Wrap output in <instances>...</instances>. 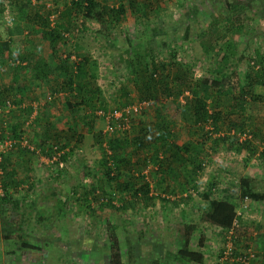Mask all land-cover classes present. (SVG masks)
<instances>
[{
	"label": "rangeland",
	"instance_id": "obj_1",
	"mask_svg": "<svg viewBox=\"0 0 264 264\" xmlns=\"http://www.w3.org/2000/svg\"><path fill=\"white\" fill-rule=\"evenodd\" d=\"M29 1L27 6L31 12L36 11L44 15L50 11V22L58 18L56 11L63 9L70 2V0ZM97 1L112 6L122 4L124 14L121 22L109 31L103 29L98 32L97 22L92 19L81 22L82 17L77 16L71 20L75 23L76 29H71L64 40L58 43L62 54L74 53L76 44L80 47L81 54H88L95 62L90 83L93 84L91 87L94 86L100 91V99L95 101L96 105H105V108H109L117 106L123 100L132 102L137 98L129 72L127 40L141 41L140 44L143 46L145 41L152 37V43L159 48L158 54L161 57H165L168 51L172 50L179 61L191 67L196 77L213 76L212 68L218 62L219 56L222 57L227 41L233 42L235 47L227 56L222 68L223 73L234 69L237 73L236 80L242 82L244 71L249 69L250 59L257 58L256 60H260L259 65L264 67V0H250L249 6L243 5L244 7L241 10L236 9L237 11L229 8L231 0H144L145 12L142 10L141 15L131 10L127 0ZM23 2L27 0H0L1 41L7 39L3 27L12 22L17 4ZM235 14L238 15L236 19H234ZM31 25L34 26L31 23L22 34L8 37L9 48L0 53V85L7 87L6 93L10 97L18 99V94H21L19 89L24 91L22 86L27 83L28 93L18 108L23 110L24 105L33 99L32 103L36 110L33 109L32 113L20 112L16 118L25 115L23 123L32 119L25 132L30 135V142H34L33 144L40 150L46 148V141L42 138L39 140V136L36 135L37 126L33 124L34 118H30L38 111V119L42 124L50 123L58 127L63 126L69 131H78L83 135V139L79 143L73 140L68 142L66 150L69 152L71 148L72 151L62 163L64 166L61 170H56L52 164L40 162L38 156L28 150L20 149L19 152L17 148L6 153L9 157L7 164L10 162L9 165L14 166L16 177L30 175L33 181L29 182L33 187L26 194L27 196L24 194V185L17 186L15 190L10 188L9 192L13 194L14 199L24 197V202L20 203L17 210H11L10 206L0 198V264H120L121 262L124 264L120 249L124 248L125 239L135 249L132 254V261L135 264H147L164 249L175 250L182 240L187 242L190 249L203 252L202 264H234L236 257L247 250L252 252L253 256L247 264H264V201L255 200L250 193H247V200H242L243 191L236 185L241 176H248L252 177L256 191H264V159L258 153L247 158L245 151L233 148L231 135L221 137L222 134H227V126H223L220 132L211 134L203 141V149L207 154L201 169L189 173L191 166L186 165V180L176 178L178 183H175L176 179L173 181L165 178L158 184L154 171L149 165L140 173L146 183V179L151 182L150 191L156 193L151 198L146 194L150 199L142 195L140 200L127 197L125 200L128 203H124V209L118 210L100 207L88 200V206L85 204L77 209L79 203L74 199L71 190L75 188L81 191L84 183L99 184L97 181L99 178L103 189L116 192L117 202H120L123 191L126 195L131 193V189L122 190L114 187L113 183L100 177L95 170L100 148L91 139L90 131L84 130V125L76 117L81 116L84 110L80 106L74 117L69 113L73 100L77 98H72L66 90L61 89L56 97L54 96L53 103L43 104L53 88L56 75L53 71L50 73L53 63L49 48L39 32L34 27L31 28ZM184 31L186 37L183 36ZM104 34L105 36H102ZM203 42L212 44L210 45L212 51L205 53L201 47ZM25 54L32 61H44L49 73L47 72L46 76L38 81L30 78L26 68L20 65V59ZM240 55H243L241 60H239ZM87 76L88 74H85V77ZM57 79L58 82L55 83L58 85L60 81L59 78ZM120 86L128 92L126 98L119 95ZM254 90L261 99L255 100V103L245 104L247 114L246 110L244 113L247 122H250L251 118L248 116L252 114L253 104L258 110L255 112L256 119L264 115V84L255 85ZM214 96L215 109L221 112L222 118L226 116L232 121L237 120L238 112L229 108L228 98L222 92H215ZM183 100L178 97L174 100L161 99L152 104L150 102L134 117V121L142 123V121H154L156 117L166 118L169 120L171 132L169 140L181 144L188 139V134L191 132L192 140L198 141L200 131L190 130V123L182 115ZM86 112L93 121L94 130L101 128L103 121L95 112L93 110ZM8 115L9 113L6 115L7 122ZM0 122V130H2L1 115ZM129 133L133 134L134 129L131 128ZM217 135L221 138L218 139ZM254 137L253 144L262 147L263 141L257 138L258 135ZM154 147L159 149V145L154 144ZM150 151L151 147L144 150L145 156L149 155ZM40 154L45 155V152ZM85 169H90L91 174H85ZM140 173L134 169L126 174L124 180L134 188L139 183ZM209 177H215L217 182L212 198L218 199L226 194L231 197L230 202L234 205L237 216L230 229L225 230L215 224H209L202 216L204 203L198 192L195 193L194 190L200 191ZM53 179L61 180L63 186L54 187ZM193 181L197 184L196 188L192 187ZM165 182H170L172 187ZM148 189H150L149 185ZM182 193H186V196ZM160 198H164L165 202ZM59 204L66 208V215L56 216L55 206ZM88 207L93 208L95 212H90ZM22 210L25 211L27 220L21 223V232H13L7 240L3 239L1 227L8 225L12 227L15 213ZM35 212L41 214V220L36 219ZM93 220L95 222L91 223ZM23 238L28 243L39 245L40 249L23 250L19 246ZM51 238L55 241L52 242ZM90 238H94V241L92 242ZM200 242L207 247L199 246ZM229 242L231 254L223 257V250Z\"/></svg>",
	"mask_w": 264,
	"mask_h": 264
},
{
	"label": "trees",
	"instance_id": "obj_2",
	"mask_svg": "<svg viewBox=\"0 0 264 264\" xmlns=\"http://www.w3.org/2000/svg\"><path fill=\"white\" fill-rule=\"evenodd\" d=\"M28 2L30 1L27 0V2L17 4V11L12 22L3 27L7 39L4 41L0 40V53L8 50V37L22 34L31 23L34 25H31V28L34 27V29L39 32L40 36L45 40L52 56L53 66L50 73L53 71L56 75L53 88L48 95V99L43 104L53 103L52 101L61 89L66 90L68 95L72 96V98H77L76 100H73L69 113L74 117L75 112L78 111V108L80 109V106H82V109L84 110V113L81 116L78 115L76 117L84 125V130L90 131L91 139L96 142L97 146L100 148V156L95 166V170L100 174V177L113 183L114 187L121 188L122 190L131 189V193L126 195L125 191H123V196L119 200L120 202H117L118 196L115 195L116 192L103 189L99 178L97 180L99 184L85 185L86 183H84L82 184L83 189H81V191H77L75 188L71 190L74 199L79 203L77 209H80L85 204L87 205L88 200L95 202V204L100 207H110L118 210L124 209V203H128V201L125 200L127 197L134 200H140V196L142 195L143 197L150 199L153 197L152 195H156V193L150 191L152 189L151 186H149L150 189H148L149 181L146 183L143 179L142 173H140L141 170H145L149 165L151 170L154 171L158 184L159 182H163L165 178L171 180L182 178L186 180V165L189 164L191 166L189 173L196 169H201L204 157L207 154L203 149V141L209 138L211 134L220 132V129H222L223 126H227L228 131L226 132L227 134L224 133L221 137L224 138V136L227 137V135H231L232 142H234L233 148L245 151L247 158L250 155L258 153V155L264 159V145H262V148L257 152V145H254L252 140L255 138V135H259L257 131L264 130V115L260 117V119H256L255 112L258 110H256L257 108H255V104H253L254 106L252 107L250 106L252 114H254V116L252 114L248 116L251 118L249 119L250 122H247V116L244 113V110H246L247 114V107L245 108L246 103H255V100L261 99L258 93H255L254 88L255 85L264 84V67L261 64L259 65L260 60L249 57L253 59L249 60V69L244 71V80L242 82L238 81V79L236 80L237 73L234 69H230L227 73H223L222 68L226 62L227 56L228 54H231L232 48L235 47L233 42H226V48L222 57L219 56L218 62H216L212 68V72L214 73L213 76L196 77L194 76L191 67L184 62L179 61L172 50H169L165 57H161L158 54L159 48L155 47L152 43V37L145 41L143 46L140 44L141 41L127 40L126 51L129 54V72L131 74L133 88L137 94L135 101L143 99L152 104L161 99L174 100L181 95L184 99L183 104L181 105L182 115L187 119L186 121L190 123V130H194L193 132L196 130L200 131V139H198V141H193L190 132L186 141L181 144L174 143L169 140L171 135L169 120L166 118L159 119L157 117L154 121H142V123H140V121L136 122L132 119L128 129L106 136L101 133L102 126L96 131L94 130L92 124L93 121L85 111L93 110L95 112L99 108L106 111L108 109L111 110L122 107L131 102L123 100L117 106L109 108H105V105H96L95 101L100 99V91L94 86L91 87L93 84L90 83L94 74L92 68L95 67V62L90 59L88 54H81L79 52L81 49L76 44L74 45V53L68 52L62 54L59 51L58 43L59 41L64 40L63 38L67 36L71 29H76L75 23H72L71 20L77 16H79V18L80 16L82 17L81 22L86 19H92L97 22L99 24L98 32H101L103 29L109 31V29L115 28V26L122 20L124 14L123 5L117 4L112 6L100 3L97 0H70L67 6L56 11V17L58 18L55 21L52 20L50 22V11H47L44 15H40L36 11L31 12L28 10ZM250 3V0H245L244 2L243 0H231L229 8L233 10H241L242 7L246 5L249 6L248 4ZM127 4L132 11L137 13V15H141L142 10L145 7L144 0H127ZM143 11L145 12V9ZM193 15L194 14H191V16ZM237 16L238 15L235 14L234 19L238 18ZM212 27L213 25H211L210 28ZM186 35L187 34L184 31L183 36L186 37ZM102 36H105V34ZM210 45L212 46L209 42H203L201 44L202 50L205 53H209L210 50L212 51ZM72 55L74 58H71ZM76 56L79 57L76 58ZM240 56L239 60L242 59L243 55ZM20 60L21 67L26 68L28 75L34 80H41V78L46 76L47 72L49 73L47 65L42 60L32 61L26 54L21 57ZM222 62L223 64H221ZM256 65L257 68L254 67ZM85 74H88V76L85 77ZM57 78H59L60 81L58 85L55 83L58 82ZM22 87L25 90L22 91V89H19L21 94H18V99H15L17 97H10L6 93L7 87L0 85V107L5 100H9L12 103V108L19 107L29 90L27 83ZM119 89V95L126 98L128 92L122 86H120ZM184 91H187L188 94L184 95ZM215 92H222L228 98L229 108L232 111L238 112L236 114L237 120L233 119L232 121L226 116H223L224 119L222 118L221 112L215 109ZM208 99L211 100L208 102ZM30 100L32 101L33 99ZM27 103L24 105L23 110L21 109L22 113H30L32 107L29 104L30 102ZM12 108L8 113H10ZM140 112H142V110H140L139 113ZM0 115L3 117V121L7 123L8 133L11 137L18 140L21 135H24V137L30 141V135L25 132L26 129L23 127L22 122L25 115L17 117L14 122L10 123L7 122L6 115L5 117L3 114ZM244 116L246 117L244 118ZM29 121L31 122L32 119ZM251 122L254 123L251 124ZM33 124H39L40 127L38 133L41 138L46 141V148L41 150V152L49 154L52 147L56 146L57 149L62 150V153L59 154L58 157L61 162H64L70 154L69 152L72 151L71 148L69 149V152L66 150L68 142L73 140L75 143H79L83 139V135L78 131H69L63 126L58 127L50 123L42 124L38 117L33 119ZM247 124L250 127H248ZM136 125H138V127H136ZM131 128L134 129L133 134L129 133ZM242 132H246L249 137L239 140V134ZM219 136L220 135H217L218 139L221 138ZM260 136L264 144V133L262 134L261 132ZM102 143H104V145H102ZM154 144L159 145L161 151L156 149ZM148 147H151V151L149 155L145 156L144 150ZM17 148L19 152L20 149L27 151L26 148L21 147L18 143L15 144L13 149ZM6 153L2 154V161H0V198L1 201L8 204L10 209L14 211L18 209L20 203L24 202V197L14 199L13 194L9 192L11 190L10 188H14L15 190L17 186L24 185V194L26 195L31 191L33 186L28 180L30 175L27 174L20 178L16 177L14 166L9 165L10 162L7 164L9 157ZM160 153L163 154L160 155ZM134 169L140 173V176H138L139 183H137L136 187L132 188L124 179L127 176L126 174H129ZM84 173L91 174V171L90 169H85ZM56 175L58 176L59 173L57 172ZM54 177L56 176L54 175ZM23 182L27 183V185ZM216 185L217 182L215 177H209L200 191H194L195 193L198 192L197 194H199L203 200L204 209L202 216L204 220L209 224H215L221 229L227 230L233 227V222L237 215L235 214L234 205L230 202V195L226 194L218 199L212 198ZM236 185L241 191H243V196H247V199V193H250L253 194L255 200L264 201V191L255 190L252 177L241 176ZM192 187H197V184L194 181ZM146 194L149 195L150 198L146 197ZM182 195L186 196V193H182ZM167 198H169V196H167ZM160 200L165 202L164 198H160ZM31 203L32 202H30V204ZM61 205L59 204L55 206L56 216L67 214L66 208H63L64 206ZM88 209L92 213L95 212L91 207H88ZM34 215L38 221L39 219L41 220L40 213L35 212ZM26 220L24 210L16 212L15 219L12 221V227L14 228L9 225L8 227L2 226L1 237L7 240L13 232H21V223L26 222ZM94 222L95 220L91 221V223ZM50 240L52 242L55 241L53 238ZM90 240L93 242L94 238H90ZM123 242L125 243L124 248L120 250L124 257V264H135L132 261V254L135 249L131 247V243L126 239ZM92 245L95 246L94 244ZM19 246L23 250L40 249L39 245L28 243L24 238L20 240ZM199 246L207 247V245H203L201 242L199 243ZM203 261V252L190 249L187 242L182 240L175 250L164 249L156 257L151 258L147 264H201ZM120 264H122V262ZM234 264L242 263L236 261Z\"/></svg>",
	"mask_w": 264,
	"mask_h": 264
},
{
	"label": "built area",
	"instance_id": "obj_3",
	"mask_svg": "<svg viewBox=\"0 0 264 264\" xmlns=\"http://www.w3.org/2000/svg\"><path fill=\"white\" fill-rule=\"evenodd\" d=\"M32 1L33 0H31V2ZM71 58H74L73 55L71 56ZM254 67L257 68V65ZM183 94L187 95L188 93L187 91H184ZM179 98H182V96L180 95ZM149 104H150L149 101L142 99L140 101H133L127 105H124L119 108H114L111 110L108 109L105 111L101 108L97 109L95 111V114L98 118H100L103 121L101 133H103L106 136H109L111 134H115L118 131L128 129L130 127L132 119H134V117L139 113L140 110L143 111L146 108V106H148ZM12 107H13L12 103L9 100H5L2 106L0 107V114L4 115L8 113ZM28 123H29L28 120L24 121L23 127L26 128ZM2 124H3V129L0 130V159L2 154H5L7 151L13 149L15 147V144L18 143L21 147L26 148L29 152L36 154L40 162L46 164H52L53 167L56 168V170H61L63 168L64 166V165L62 166L63 162H61L58 159L59 154L62 153L61 149H57L56 146H53L49 154H45V155L40 154L41 150L38 147H36L32 142L28 141L24 137V135H21L18 140L11 137L8 133L7 123L3 121ZM248 137L249 135L246 132H242L239 134V140ZM102 145H104V143H102ZM243 200H247L246 195L243 196ZM223 254H224L223 257H225V255L231 254L230 242L226 244V247L223 250ZM252 257H253L252 252L247 250L246 252L236 257L235 260L242 264H247V262Z\"/></svg>",
	"mask_w": 264,
	"mask_h": 264
},
{
	"label": "crops",
	"instance_id": "obj_4",
	"mask_svg": "<svg viewBox=\"0 0 264 264\" xmlns=\"http://www.w3.org/2000/svg\"><path fill=\"white\" fill-rule=\"evenodd\" d=\"M3 40H6V39H3ZM14 73V72H13ZM33 101H31L29 104L31 105V109H30V113H32V110L33 109H35L34 108V104L32 103ZM36 110V109H35ZM12 111V112H11ZM10 111V113H9V115H8V122H14L17 118H16V115H18V113H20V112H22L21 110H19V108L18 107H15V108H12V110ZM249 112V111H248ZM14 113H17V114H14ZM5 115H7V113L6 114H4V116ZM33 117L32 118H36V117H38L39 116V111L35 114V116L34 115H32ZM13 117H15V118H13ZM19 117V116H18ZM13 118V119H12ZM36 126H37V130L39 129V124H36ZM262 132V134L264 133V130L262 129L261 131H257V133H259V135H258V137L257 138H259V139H261V136H260V133ZM36 135L37 136H39V139H41V136H40V134L39 133H36ZM256 142V141H255ZM262 147L261 146H257V150H260ZM17 154V153H16ZM20 162V161H19ZM21 163V162H20ZM29 181H33V179H32V177H30L29 179H28ZM54 180V184L55 185H53L54 187H56V188H60V186H63V184L64 183H61V180H59V179H57V180H55V179H53ZM60 181V182H59ZM147 181H148V179H147ZM174 181V180H173ZM175 183H178V180L176 179L175 181H174ZM165 183H167V185H169L170 187H172V185H170V182H165ZM171 183H172V181H171ZM23 184V183H22ZM26 184V183H25ZM60 185V186H59ZM59 186V187H58ZM149 186H151V182L149 181ZM55 190H57V189H55ZM202 264V263H201Z\"/></svg>",
	"mask_w": 264,
	"mask_h": 264
}]
</instances>
